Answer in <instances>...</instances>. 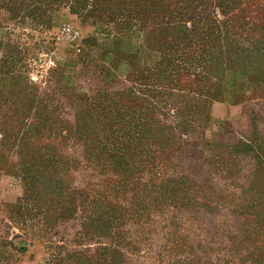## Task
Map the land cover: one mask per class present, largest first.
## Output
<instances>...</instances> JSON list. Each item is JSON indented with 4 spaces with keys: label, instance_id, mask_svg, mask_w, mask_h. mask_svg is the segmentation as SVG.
Segmentation results:
<instances>
[{
    "label": "rangeland",
    "instance_id": "374dc122",
    "mask_svg": "<svg viewBox=\"0 0 264 264\" xmlns=\"http://www.w3.org/2000/svg\"><path fill=\"white\" fill-rule=\"evenodd\" d=\"M0 264H264V0H0Z\"/></svg>",
    "mask_w": 264,
    "mask_h": 264
},
{
    "label": "trees",
    "instance_id": "16d2710c",
    "mask_svg": "<svg viewBox=\"0 0 264 264\" xmlns=\"http://www.w3.org/2000/svg\"><path fill=\"white\" fill-rule=\"evenodd\" d=\"M28 173L29 172H25V174H28ZM33 178H34V176L30 178V176L27 177V175L24 177V179L27 180V181H29L30 183H31V181H32Z\"/></svg>",
    "mask_w": 264,
    "mask_h": 264
},
{
    "label": "built area",
    "instance_id": "2783aa9c",
    "mask_svg": "<svg viewBox=\"0 0 264 264\" xmlns=\"http://www.w3.org/2000/svg\"><path fill=\"white\" fill-rule=\"evenodd\" d=\"M65 31L70 32L71 29L69 27L64 28Z\"/></svg>",
    "mask_w": 264,
    "mask_h": 264
}]
</instances>
